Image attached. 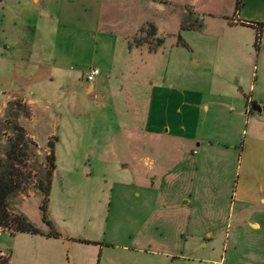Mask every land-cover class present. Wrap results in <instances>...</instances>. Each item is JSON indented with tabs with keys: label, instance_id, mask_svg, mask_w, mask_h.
<instances>
[{
	"label": "rangeland",
	"instance_id": "374dc122",
	"mask_svg": "<svg viewBox=\"0 0 264 264\" xmlns=\"http://www.w3.org/2000/svg\"><path fill=\"white\" fill-rule=\"evenodd\" d=\"M85 1L92 11L102 3L111 24L130 34L129 42L136 36L137 40L145 38L140 29L153 23L164 43L155 52L148 44L119 51L123 63H133L132 73L139 82L117 85L113 79L109 86L112 95H90L87 71L96 67L105 76L102 66L107 60L102 56V35L88 15L48 19L45 7L59 8L53 0L35 8L27 0H0V54L6 45H14L22 32L28 33L25 25L36 23L37 34L30 36L35 38L31 60L44 57L45 61L54 50L64 56V74L48 89L21 86L27 97L52 100L48 111H44L43 102L37 110L31 109L21 88L0 77L1 144L5 147L15 136L12 121L25 128L27 140L26 166L21 167L27 181L13 199L11 213L24 216L41 231L15 233L11 223V230L0 236V254H9L11 264H74L76 259L79 264H264V207L244 212L243 205L232 199L236 186L245 185L247 176L254 178L248 142L257 116L248 100L252 94L256 96L264 74V0H243L239 12L237 0ZM37 46H43L45 55L35 52ZM155 66L154 75L150 72ZM150 75L149 81H156L157 86L164 83L179 91L201 92L192 98L202 109L196 121L198 139L192 143L198 154L190 153L181 161L180 148L175 149L176 154L171 151L179 160L177 174H187L184 184L190 185L194 203L203 208V221H208L188 230V244L179 239L174 225L157 223V176L151 181L156 182V193L145 203L134 196L124 199L121 193L142 190L139 184H131L133 172L142 175L145 168L131 164L137 150L128 148L129 144L160 141L143 133L141 127L147 102L146 96L138 99L149 86L139 78ZM170 115L174 117V113ZM258 118L264 121V116ZM134 125L139 128H131ZM55 136L57 174L54 187L52 178L48 216L61 233L58 237L49 234L51 227L43 220L44 194L39 188L40 178L49 169L48 142ZM142 151L140 148L139 153ZM150 151L147 148L144 154ZM65 193L75 204L67 212L60 204ZM151 199L154 203L149 206ZM205 229L214 237L201 238ZM71 233L77 237H70ZM163 233H170L169 241L161 242ZM175 234L177 240L172 238ZM52 251H58L59 256L47 257Z\"/></svg>",
	"mask_w": 264,
	"mask_h": 264
},
{
	"label": "crops",
	"instance_id": "0c3cea01",
	"mask_svg": "<svg viewBox=\"0 0 264 264\" xmlns=\"http://www.w3.org/2000/svg\"><path fill=\"white\" fill-rule=\"evenodd\" d=\"M28 1H30V4H32L35 8L37 4L41 2L47 4L46 2L49 0H27V2ZM53 1L59 4V8L57 11H53L49 10L48 7H45L43 12L47 15L48 19H52L54 16L57 18L63 17L66 19L76 18L77 16L81 19L82 15H88L87 19H89V22H94L96 29H98V32L101 33L100 35H102V56H104V58L107 60L102 68L106 70V77L102 76L101 73V75L97 77L94 82H89L87 86V93L90 95H98L100 97H103L106 94L112 95L109 86H111V81L113 79V82H115L117 85H122V83L126 81L139 82L138 78L135 77L136 74L132 73L133 63L129 61L130 65H127V63H123V60H120L118 56L119 51L129 52L132 50L129 48L130 34L119 31L116 26L111 24V19H107L104 14V11L101 7L102 3H100V7H98L96 4V7L92 11V6L85 0ZM74 2L82 4L76 5ZM104 19L107 22H105ZM25 27H27L29 31L28 33L22 32L18 36L17 40L15 41L16 43L14 44L17 46L15 47V52H11L14 45H6L0 54V77H6L10 80L8 82L10 85H17L21 88L19 91L23 92L25 101H27L31 109L37 110L41 102H43V106L45 107L44 111H48L52 106V100H47V97H45V101H41V99L33 95L27 97L25 95L24 89H22L23 87L21 86H44L42 89H48V85H50V83L55 82L57 78H62L61 76L64 74V68L62 65L64 56H59L60 53H57V51L54 50V52H49L50 61L48 60L49 57L47 58L48 61L46 59L43 61L44 57H39L41 58L40 61H38L37 58L32 61L31 56L29 57V54L31 55L34 50V36L37 34L38 27L36 23L25 25ZM102 27L104 29H102ZM140 27H137L135 33L138 32ZM32 34L34 35L33 38L30 37ZM37 47L38 50L35 52L38 51L37 54L39 53L40 55H45L43 46ZM9 52H11L10 55L8 54ZM149 53L151 55H156V53ZM128 59L130 60V58ZM146 59L147 58L144 60ZM144 60L143 62H145ZM17 62L19 64H17ZM133 69L135 70V68ZM155 69L156 66L150 73H154L155 75ZM151 77L152 75H150L148 79L139 78L140 81L144 82L143 84L149 86L148 89L146 88L145 91H142V95L138 99L143 100L144 96H146L147 102V108L145 107L143 111V125L141 127L143 133L153 135L154 139H156V137L160 138V141L155 142L142 140L140 142L135 140L132 145L129 144L128 148L135 150V152L137 150V152L132 155L133 161H131V164L139 167L144 166L145 168L142 175L139 174V171L133 172L131 184H139L138 187H141L142 190H123L121 193H123L124 199H130V197L134 196L137 198H143L145 203L147 198H152V195H155L156 193V190L154 189L156 182L151 181L155 180L157 176V223H169L174 225L175 228H177L176 231L178 232L176 233H178L179 239L183 241L185 240L184 242L188 244V230L193 229V226L200 223V221L201 227H203V224L208 223V221H203V208L195 205V198L190 185L187 183L184 184L183 180L184 177L187 179V174H177L176 172L175 167L179 160L175 159V149L180 148L181 161L187 160L190 153L194 155L198 154V151L194 148L192 143L198 139L196 121L202 109L199 108V103L193 101L192 98L197 94L200 95L201 92L189 88L179 91L178 89L174 88L173 85H170L171 87L169 88L164 85V83L157 86L156 81H149ZM254 91L255 86L253 92ZM248 103H252V110L257 116L256 120H254L253 133L251 134V138L248 142L250 151V170L251 175H253L254 178L252 179L251 177L247 176L245 185L241 183V185L236 186L232 195L233 200H238L241 205H243L241 210L244 212H251L253 208L261 205L264 207V121L263 119L258 118V115H261V117L264 116V74L262 75L260 89L258 90L256 96L252 94V97L248 100ZM248 103H246L247 109H249ZM254 104H257V106L261 108V111H258V107L257 109H254ZM171 113H174V117L170 115ZM131 128L137 129L139 127L134 125V127ZM123 144L124 142L120 143L118 149H120ZM173 144L175 147H177L172 148L171 146ZM140 148L143 150L142 153H139ZM147 148L151 149L152 151H150L148 155H145L144 150ZM171 151H173L175 154H173ZM150 172H154V175L150 176ZM56 174L57 169H55L53 175V187L55 184ZM139 181L142 182L141 185ZM112 190L114 191L113 188ZM64 195L65 197L63 196L61 198L60 204L66 208L65 210L67 212L69 210V206L73 204V208H75V204L71 200L68 193H65ZM127 202H130V200ZM148 203L149 206H151L154 201L151 199L148 201ZM112 204L113 199L111 200L109 206L111 207ZM52 209L53 208L51 207L50 211ZM51 220L53 221V219ZM206 226H208V224H206ZM206 226L204 228H206ZM252 226L254 228H258L259 224H252ZM176 235L177 234H175V236L172 238L177 240ZM70 237L76 238L77 235L71 233ZM200 237L213 238L214 233L205 229L202 230ZM170 238V233H163L160 236L161 242H167L170 240ZM53 254L57 255V257L59 256L58 251H52L50 253L47 252L46 256L52 257ZM76 260L74 261V264H79Z\"/></svg>",
	"mask_w": 264,
	"mask_h": 264
},
{
	"label": "trees",
	"instance_id": "16d2710c",
	"mask_svg": "<svg viewBox=\"0 0 264 264\" xmlns=\"http://www.w3.org/2000/svg\"><path fill=\"white\" fill-rule=\"evenodd\" d=\"M242 5L243 0H237L236 12L241 10ZM140 32L146 35L145 38H139L137 40L136 36L134 42L130 41V47H132L134 44L138 47L148 44L149 50L155 52L157 51V48L164 43V38L157 35V27L153 23H149L148 27L142 26ZM260 32L261 28H259L258 38L260 37ZM179 41L181 42L182 39ZM18 104L20 106L22 105L21 102H18ZM11 129L14 131L15 136L9 138L5 147L1 144L0 139V227H9L11 223H13L15 225V233H40V229L36 227L30 220L22 215L13 216L11 213L13 199L18 195L22 183L27 181L25 173L21 168L22 166H26L27 161V154L25 153V149L27 148L26 130L17 121L11 122ZM57 140L58 137L55 136L54 140H50L48 142L51 149L50 154L47 156L49 169L47 170L45 177L40 178L39 180V188L44 194L43 204L41 205L43 220L51 227V232L49 234L55 237L60 236L61 233L54 229L53 222L48 216V203L52 188V178L54 171L57 168L55 153V145ZM10 263L11 256L9 254L7 257L0 254V264Z\"/></svg>",
	"mask_w": 264,
	"mask_h": 264
},
{
	"label": "built area",
	"instance_id": "2783aa9c",
	"mask_svg": "<svg viewBox=\"0 0 264 264\" xmlns=\"http://www.w3.org/2000/svg\"><path fill=\"white\" fill-rule=\"evenodd\" d=\"M101 74V70L99 68H91L87 71V80L89 82H94L97 77ZM11 229L10 227H0V236L3 235V233L5 232H9ZM213 264H217V263H213Z\"/></svg>",
	"mask_w": 264,
	"mask_h": 264
},
{
	"label": "water",
	"instance_id": "95a60500",
	"mask_svg": "<svg viewBox=\"0 0 264 264\" xmlns=\"http://www.w3.org/2000/svg\"><path fill=\"white\" fill-rule=\"evenodd\" d=\"M257 107H258V111H261V108H260L259 106H257V104H254V105H253V108H254V109H257Z\"/></svg>",
	"mask_w": 264,
	"mask_h": 264
}]
</instances>
